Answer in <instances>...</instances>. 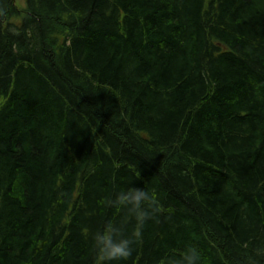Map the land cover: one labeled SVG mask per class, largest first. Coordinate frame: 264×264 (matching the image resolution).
Returning <instances> with one entry per match:
<instances>
[{"label":"trees","instance_id":"obj_1","mask_svg":"<svg viewBox=\"0 0 264 264\" xmlns=\"http://www.w3.org/2000/svg\"><path fill=\"white\" fill-rule=\"evenodd\" d=\"M18 3L0 0V264H99L129 187L158 212L126 264H264V0Z\"/></svg>","mask_w":264,"mask_h":264},{"label":"clouds","instance_id":"obj_2","mask_svg":"<svg viewBox=\"0 0 264 264\" xmlns=\"http://www.w3.org/2000/svg\"><path fill=\"white\" fill-rule=\"evenodd\" d=\"M108 203L124 210L125 215L119 222L107 221L93 233L94 249L99 264H126L139 243L145 224L155 217L158 208L151 194L137 187L118 192ZM130 223L134 227L128 232ZM169 264H201V257L196 249L189 248L181 260H172Z\"/></svg>","mask_w":264,"mask_h":264},{"label":"rangeland","instance_id":"obj_3","mask_svg":"<svg viewBox=\"0 0 264 264\" xmlns=\"http://www.w3.org/2000/svg\"><path fill=\"white\" fill-rule=\"evenodd\" d=\"M18 2L20 3H18V5H21L22 7H24L26 4V0H18Z\"/></svg>","mask_w":264,"mask_h":264}]
</instances>
